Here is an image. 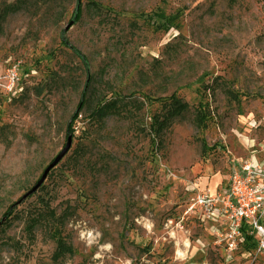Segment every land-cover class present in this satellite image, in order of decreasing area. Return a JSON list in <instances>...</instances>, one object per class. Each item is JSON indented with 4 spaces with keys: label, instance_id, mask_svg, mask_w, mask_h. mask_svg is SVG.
<instances>
[{
    "label": "rangeland",
    "instance_id": "1",
    "mask_svg": "<svg viewBox=\"0 0 264 264\" xmlns=\"http://www.w3.org/2000/svg\"><path fill=\"white\" fill-rule=\"evenodd\" d=\"M12 6L0 264H264L254 236L230 251L186 213L234 157L264 159V0H0V14ZM173 98L189 106L158 133Z\"/></svg>",
    "mask_w": 264,
    "mask_h": 264
},
{
    "label": "built area",
    "instance_id": "2",
    "mask_svg": "<svg viewBox=\"0 0 264 264\" xmlns=\"http://www.w3.org/2000/svg\"><path fill=\"white\" fill-rule=\"evenodd\" d=\"M6 88L13 91L18 66L8 68ZM212 223L218 244L232 251L249 236L264 250V159L234 157L225 184L215 192L202 191L191 198L186 213Z\"/></svg>",
    "mask_w": 264,
    "mask_h": 264
},
{
    "label": "trees",
    "instance_id": "3",
    "mask_svg": "<svg viewBox=\"0 0 264 264\" xmlns=\"http://www.w3.org/2000/svg\"><path fill=\"white\" fill-rule=\"evenodd\" d=\"M15 6L7 7L3 10V12L0 14V21L5 18V16L8 15L10 11H13ZM81 13V4L78 5V7L75 9L74 17L79 18ZM188 103L183 102L182 100L178 98H173L170 104V108L167 110L166 113H164L162 116L156 117V131L158 133H161L164 129H166L169 126L170 121L181 115L183 111H185L188 108ZM107 112V107H104L101 109V115L105 114Z\"/></svg>",
    "mask_w": 264,
    "mask_h": 264
},
{
    "label": "water",
    "instance_id": "4",
    "mask_svg": "<svg viewBox=\"0 0 264 264\" xmlns=\"http://www.w3.org/2000/svg\"><path fill=\"white\" fill-rule=\"evenodd\" d=\"M71 147V139L68 140V143L66 145V147L64 148V150L57 156V158L53 161V163L45 170L42 178L38 181V183L26 194L29 195L31 193H33L34 191H36L39 186L42 184V182L45 180L46 176H47V173L48 171L54 166L56 165L60 159L67 153V151L70 149Z\"/></svg>",
    "mask_w": 264,
    "mask_h": 264
},
{
    "label": "bare ground",
    "instance_id": "5",
    "mask_svg": "<svg viewBox=\"0 0 264 264\" xmlns=\"http://www.w3.org/2000/svg\"><path fill=\"white\" fill-rule=\"evenodd\" d=\"M186 245L189 246L188 241H186ZM178 253H179L180 255H183V254H184V251H183L182 249H179Z\"/></svg>",
    "mask_w": 264,
    "mask_h": 264
}]
</instances>
